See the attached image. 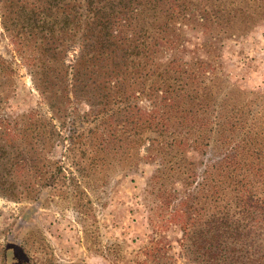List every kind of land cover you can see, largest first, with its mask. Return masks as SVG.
Wrapping results in <instances>:
<instances>
[{
	"label": "trees",
	"instance_id": "trees-1",
	"mask_svg": "<svg viewBox=\"0 0 264 264\" xmlns=\"http://www.w3.org/2000/svg\"><path fill=\"white\" fill-rule=\"evenodd\" d=\"M246 1L0 0L4 34L43 99L70 100L83 74V97L94 107L83 116V134L97 132L90 145L83 135L88 159H108L98 151L111 142L110 133L127 144L131 167L144 158L143 147L159 161L152 209L161 217L158 226L180 227L182 254L195 264H264V103L228 85L209 39L213 29L226 32L243 22ZM196 26L205 39L191 47L187 29ZM73 47L77 59L66 65ZM57 66L64 75L55 74ZM13 72L0 55V78ZM65 76L72 87L53 93ZM3 84L0 79V97ZM2 195L42 203L48 194ZM35 209L26 207L21 226ZM11 235L0 250L3 264L16 263V248L24 249V239ZM169 249L157 245L153 251L164 250L163 259L154 254V264H179Z\"/></svg>",
	"mask_w": 264,
	"mask_h": 264
},
{
	"label": "rangeland",
	"instance_id": "rangeland-1",
	"mask_svg": "<svg viewBox=\"0 0 264 264\" xmlns=\"http://www.w3.org/2000/svg\"><path fill=\"white\" fill-rule=\"evenodd\" d=\"M263 4L264 0H247L244 15L238 18L243 22L226 32L213 29L217 33L209 38L217 47L219 74L226 75L230 87L258 95L262 103ZM187 37L191 47L205 39L199 26L187 29ZM78 53L71 48L65 54L66 65L74 63ZM0 55L14 70L8 78H0L4 83L0 97V250L13 232L24 239V249L16 248L13 264L23 263L27 256L33 264H154V254L163 259L164 252L154 248L165 244L170 245L168 254L177 263L195 264L182 254L180 227L158 226L161 217L152 209L156 203L151 194H160L151 186L159 161L148 159L143 147L144 158L131 167L127 144L124 147L110 133L111 142L98 151L107 160L92 161L84 153L83 135L90 145L97 132L83 134V116L94 108L83 97V74L70 100L59 95L67 92L70 82L66 76L64 81L58 77L52 91L59 98L49 103L35 87L27 62L1 23ZM55 70L64 75L63 66ZM2 194L48 195L40 203ZM28 206H36L25 224L31 228L18 221Z\"/></svg>",
	"mask_w": 264,
	"mask_h": 264
}]
</instances>
